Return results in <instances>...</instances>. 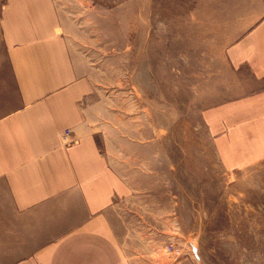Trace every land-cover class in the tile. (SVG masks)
Listing matches in <instances>:
<instances>
[{
  "label": "crops",
  "instance_id": "crops-1",
  "mask_svg": "<svg viewBox=\"0 0 264 264\" xmlns=\"http://www.w3.org/2000/svg\"><path fill=\"white\" fill-rule=\"evenodd\" d=\"M189 5L220 36L229 93L201 120L223 171L241 172L264 163V0ZM62 27L55 0H0V264H198L202 214L170 148L156 166L154 144L124 153L104 133L106 101Z\"/></svg>",
  "mask_w": 264,
  "mask_h": 264
},
{
  "label": "rangeland",
  "instance_id": "rangeland-1",
  "mask_svg": "<svg viewBox=\"0 0 264 264\" xmlns=\"http://www.w3.org/2000/svg\"><path fill=\"white\" fill-rule=\"evenodd\" d=\"M55 1L63 34L106 101L104 133L120 137L124 153L154 144L156 166L162 145L170 148V179L186 181L202 214V245L190 252L198 264H264V163L224 172L201 120L229 95L220 36L187 10L201 0Z\"/></svg>",
  "mask_w": 264,
  "mask_h": 264
},
{
  "label": "built area",
  "instance_id": "built-area-1",
  "mask_svg": "<svg viewBox=\"0 0 264 264\" xmlns=\"http://www.w3.org/2000/svg\"><path fill=\"white\" fill-rule=\"evenodd\" d=\"M71 130H66L64 132V136H63V140L66 144L70 143V141L68 140V136L70 135ZM72 143V142H71ZM167 251L171 254H175V255H180L181 254V249L179 247H175L172 244H168L166 247Z\"/></svg>",
  "mask_w": 264,
  "mask_h": 264
}]
</instances>
